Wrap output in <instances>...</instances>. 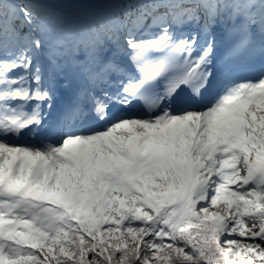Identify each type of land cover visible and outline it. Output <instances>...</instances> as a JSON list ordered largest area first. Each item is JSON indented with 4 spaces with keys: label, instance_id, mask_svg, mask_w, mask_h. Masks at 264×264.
Listing matches in <instances>:
<instances>
[{
    "label": "snow or ice",
    "instance_id": "snow-or-ice-1",
    "mask_svg": "<svg viewBox=\"0 0 264 264\" xmlns=\"http://www.w3.org/2000/svg\"><path fill=\"white\" fill-rule=\"evenodd\" d=\"M0 264H264V0H0Z\"/></svg>",
    "mask_w": 264,
    "mask_h": 264
},
{
    "label": "bare ground",
    "instance_id": "bare-ground-1",
    "mask_svg": "<svg viewBox=\"0 0 264 264\" xmlns=\"http://www.w3.org/2000/svg\"><path fill=\"white\" fill-rule=\"evenodd\" d=\"M61 101H58V103H60Z\"/></svg>",
    "mask_w": 264,
    "mask_h": 264
}]
</instances>
